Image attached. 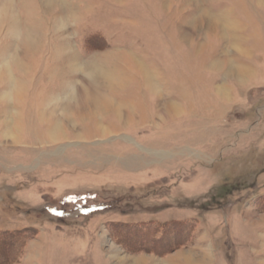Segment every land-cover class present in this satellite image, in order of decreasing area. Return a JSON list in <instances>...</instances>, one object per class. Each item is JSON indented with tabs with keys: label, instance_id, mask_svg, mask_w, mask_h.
Returning <instances> with one entry per match:
<instances>
[{
	"label": "rangeland",
	"instance_id": "374dc122",
	"mask_svg": "<svg viewBox=\"0 0 264 264\" xmlns=\"http://www.w3.org/2000/svg\"><path fill=\"white\" fill-rule=\"evenodd\" d=\"M2 231L0 264H264V0H0Z\"/></svg>",
	"mask_w": 264,
	"mask_h": 264
},
{
	"label": "trees",
	"instance_id": "16d2710c",
	"mask_svg": "<svg viewBox=\"0 0 264 264\" xmlns=\"http://www.w3.org/2000/svg\"><path fill=\"white\" fill-rule=\"evenodd\" d=\"M22 232H24V231H20V232H7V231H6V232H3V231H2V232L0 233V241H1V239H2L1 237H4V238H6V239H8V240H10V239L12 240V239H13V238H12V235H14V234H20V233H22ZM7 237H8V238H7ZM4 238H3V239H4ZM3 245H5V244L3 243ZM9 249H11V247H10Z\"/></svg>",
	"mask_w": 264,
	"mask_h": 264
},
{
	"label": "bare ground",
	"instance_id": "6f19581e",
	"mask_svg": "<svg viewBox=\"0 0 264 264\" xmlns=\"http://www.w3.org/2000/svg\"><path fill=\"white\" fill-rule=\"evenodd\" d=\"M106 74V73H105ZM91 95V94H90ZM90 97V96H89ZM91 98V97H90ZM102 97H99V95L98 94H93V96H92V101H94L95 103H94V105H96L98 108H101V106H100V99H101ZM103 99V98H102ZM86 100V99H85ZM87 101V100H86ZM98 102V103H97ZM105 108V107H104ZM108 108V107H107ZM106 109V108H105ZM104 110V109H103Z\"/></svg>",
	"mask_w": 264,
	"mask_h": 264
}]
</instances>
